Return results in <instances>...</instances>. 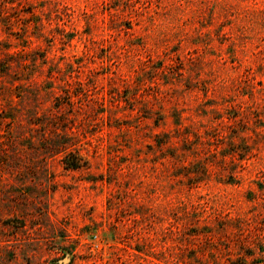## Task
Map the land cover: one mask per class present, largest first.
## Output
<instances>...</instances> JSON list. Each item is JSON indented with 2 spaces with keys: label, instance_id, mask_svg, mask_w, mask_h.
Returning a JSON list of instances; mask_svg holds the SVG:
<instances>
[{
  "label": "rangeland",
  "instance_id": "374dc122",
  "mask_svg": "<svg viewBox=\"0 0 264 264\" xmlns=\"http://www.w3.org/2000/svg\"><path fill=\"white\" fill-rule=\"evenodd\" d=\"M261 246L264 0H0V264H264Z\"/></svg>",
  "mask_w": 264,
  "mask_h": 264
},
{
  "label": "trees",
  "instance_id": "16d2710c",
  "mask_svg": "<svg viewBox=\"0 0 264 264\" xmlns=\"http://www.w3.org/2000/svg\"><path fill=\"white\" fill-rule=\"evenodd\" d=\"M75 103H76V101H73L71 99V94L68 91H65L64 95H56L55 96L54 108H56L57 111H60V110H64L65 107H67L68 112H70L71 114H76L81 109V106H78L76 108V107H74ZM59 117H63V114L62 113H58V114L53 113L52 118H51V121H52L51 124L52 125L58 124L55 121ZM161 118H162V115L156 117L155 121L158 122V120ZM62 124L65 125V123H62ZM67 135H68L67 133H62V136L64 138H67V137H65ZM158 136L159 135L157 134L156 137H158ZM164 136H165V133H164ZM185 139L189 140L188 138H185ZM63 143H60V147L58 149V152L64 153L62 161H63L65 167L71 168V169H77V168H80V167L85 166L87 164L86 160L83 159L82 156L79 155L76 150L68 149V146L64 145ZM157 143H158V145L169 143L168 148H171V140L169 139L168 136H167V139H159V140L157 139ZM177 155H178V153L175 154V156H177ZM212 155H215V154H212ZM189 162H192V160H190ZM216 162L218 163V166H219V171H218L219 174H224L226 176L225 180L227 182H234L237 175H235V173H234L235 171L233 169H230L227 171V167H226L227 161L224 158H220ZM193 163L198 168L197 171H194L195 174L198 173V176H201V174L207 175L209 173V167L211 164L210 162L205 161V160H203V161L197 160L196 162L194 161ZM214 236H215V234L208 233L206 236V240L208 242L212 243ZM242 244H243V246L245 245L248 247H252L247 242H242ZM256 247H257V245H255L252 249L255 250ZM261 248H262L261 250L259 248L260 255H261L260 257H264V247L261 246ZM195 250L201 254H203L202 252L204 251V249L201 245L199 247L197 246V249H195ZM213 256L216 257L215 251H213ZM237 257H241V255L237 256Z\"/></svg>",
  "mask_w": 264,
  "mask_h": 264
}]
</instances>
